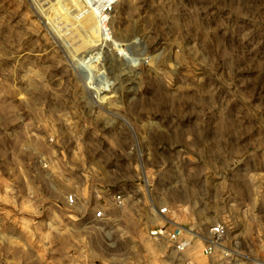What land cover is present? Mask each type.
<instances>
[{
    "label": "rangeland",
    "instance_id": "374dc122",
    "mask_svg": "<svg viewBox=\"0 0 264 264\" xmlns=\"http://www.w3.org/2000/svg\"><path fill=\"white\" fill-rule=\"evenodd\" d=\"M0 264H264V0H0Z\"/></svg>",
    "mask_w": 264,
    "mask_h": 264
},
{
    "label": "built area",
    "instance_id": "2783aa9c",
    "mask_svg": "<svg viewBox=\"0 0 264 264\" xmlns=\"http://www.w3.org/2000/svg\"><path fill=\"white\" fill-rule=\"evenodd\" d=\"M109 1L104 6L103 12H107L111 8ZM108 7V10H106ZM100 13V11H98ZM86 186H89L87 183ZM92 197L85 200V204L91 209L89 219L99 222V228L103 227V223L114 222L119 218L127 216V208L129 205L126 194L116 187L107 183L90 184ZM79 199L77 190H73L66 196V202L70 206H76ZM154 213L156 223L154 227L149 229L150 237L155 241L163 238L171 242L172 248L179 253L187 251L192 247V238L185 233L184 227L171 218V208L168 205L156 206L151 209ZM227 234L224 224L217 223L211 229V235L204 240H200L204 244V251L207 255L216 251L222 244Z\"/></svg>",
    "mask_w": 264,
    "mask_h": 264
},
{
    "label": "bare ground",
    "instance_id": "6f19581e",
    "mask_svg": "<svg viewBox=\"0 0 264 264\" xmlns=\"http://www.w3.org/2000/svg\"><path fill=\"white\" fill-rule=\"evenodd\" d=\"M95 56V55H94ZM98 57V56H97ZM89 59H93L94 57H92V52H91V54H89V57H88Z\"/></svg>",
    "mask_w": 264,
    "mask_h": 264
},
{
    "label": "crops",
    "instance_id": "0c3cea01",
    "mask_svg": "<svg viewBox=\"0 0 264 264\" xmlns=\"http://www.w3.org/2000/svg\"><path fill=\"white\" fill-rule=\"evenodd\" d=\"M175 251V250H174ZM176 252V251H175Z\"/></svg>",
    "mask_w": 264,
    "mask_h": 264
}]
</instances>
